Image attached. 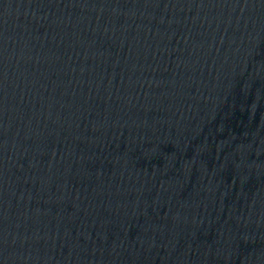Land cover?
<instances>
[{
	"label": "water",
	"instance_id": "water-1",
	"mask_svg": "<svg viewBox=\"0 0 264 264\" xmlns=\"http://www.w3.org/2000/svg\"><path fill=\"white\" fill-rule=\"evenodd\" d=\"M91 264H264V0H3Z\"/></svg>",
	"mask_w": 264,
	"mask_h": 264
}]
</instances>
